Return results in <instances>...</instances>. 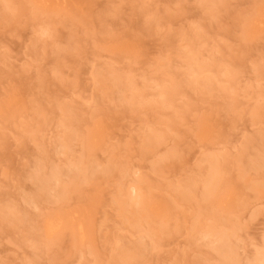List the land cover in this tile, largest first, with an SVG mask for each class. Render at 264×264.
<instances>
[{
	"label": "rangeland",
	"instance_id": "1",
	"mask_svg": "<svg viewBox=\"0 0 264 264\" xmlns=\"http://www.w3.org/2000/svg\"><path fill=\"white\" fill-rule=\"evenodd\" d=\"M263 160L264 0H0V264H246Z\"/></svg>",
	"mask_w": 264,
	"mask_h": 264
},
{
	"label": "bare ground",
	"instance_id": "2",
	"mask_svg": "<svg viewBox=\"0 0 264 264\" xmlns=\"http://www.w3.org/2000/svg\"><path fill=\"white\" fill-rule=\"evenodd\" d=\"M117 80H120V79H117ZM128 85H130V84H128ZM174 93H175L174 90L169 89V90L163 91L162 95H164L167 99L172 100L174 98L173 97ZM261 113H263V112H261ZM256 114L257 113H255V117L257 116ZM252 118H253V115H252ZM258 118H259V116H258ZM68 140H69V138H64L63 139V141L60 144V148L61 149H65V148L68 147ZM210 163H211L210 174H209L207 179L202 184L203 185L202 187H203V196H204L203 198L204 199H208L211 196H213L215 194L217 188L220 185V178H219L220 172H219L218 166L216 165L215 162H210ZM261 164L264 165V160H263V162ZM56 175L57 174H54L53 177L55 178ZM37 178L38 177H35L36 181L39 180V178L38 179ZM71 180L72 181L75 180V177L73 176V179H71ZM38 182H40V184H41V189L45 190L46 187H47V181H43V180L40 179ZM68 189L69 188H67V187L63 188L60 191L58 197H60V198L64 197V195L66 194ZM136 193H137L136 190H134V188H132L131 189V195H134L136 197V199H137L136 200V205L142 206L143 203L140 200V197L136 195ZM181 197L184 199V198L187 197V195L183 194V195H181ZM121 207H122V204H121ZM142 207H144V206H142ZM61 219L62 218L60 216H52V217H49L47 220H45L43 229H44V231L46 232L47 235L54 234L60 228V226L62 225ZM80 224H78L77 227H78V232L80 233L81 239H83L84 236L81 235V232H82L83 229H82V226ZM196 228H197V226H196ZM208 237H210V239H211L210 240V244L212 245V247H213V249H214V251H215V253H216L217 257H218L217 264H237L239 262V259H238L239 255H238L236 249L234 248V246L230 242V238L231 237H230L229 234H227L224 231L217 230V228H215L212 225V226H209L205 230V233H202V238H208ZM119 259H120V264H125V262H127L126 260L128 259V257H127L126 254H124V253L122 254L121 253L120 257L118 256V260ZM245 262H246V264H264V256L263 255H258L256 257H254L252 260H250V259H249V261L245 260Z\"/></svg>",
	"mask_w": 264,
	"mask_h": 264
}]
</instances>
